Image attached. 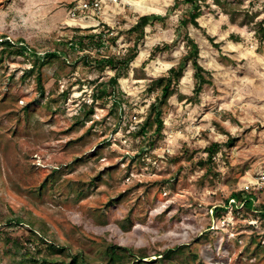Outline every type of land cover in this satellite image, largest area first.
<instances>
[{
	"label": "rangeland",
	"instance_id": "obj_1",
	"mask_svg": "<svg viewBox=\"0 0 264 264\" xmlns=\"http://www.w3.org/2000/svg\"><path fill=\"white\" fill-rule=\"evenodd\" d=\"M84 1L92 0H0V37L22 39L32 51L0 65V264L35 253L25 244L32 229L93 264L109 245L145 249L146 262L184 246L176 264H199L185 262L189 253L204 264H264V44L254 36L264 0H206L197 10L183 0H102L98 11L70 20ZM190 14L200 29L185 24ZM141 16L149 24L128 71L120 72L119 104L96 100L93 124L75 127L83 106L114 77L98 60L125 58L135 39L129 29ZM91 35L102 45L82 41ZM194 47L209 84L195 96L188 63L162 108V138L139 149L142 138L134 135L155 98L150 81ZM53 52L62 63L41 70V97L34 78L22 77L33 60ZM211 143L222 148L207 174L200 163ZM53 169L54 182L43 184ZM100 172L79 196L81 183ZM239 191L249 198L231 196ZM45 259L68 262L64 253Z\"/></svg>",
	"mask_w": 264,
	"mask_h": 264
},
{
	"label": "trees",
	"instance_id": "obj_2",
	"mask_svg": "<svg viewBox=\"0 0 264 264\" xmlns=\"http://www.w3.org/2000/svg\"><path fill=\"white\" fill-rule=\"evenodd\" d=\"M184 4L189 7L190 9L197 10L199 5L205 3L206 0H183ZM218 4V2H217ZM149 24V19L146 16L138 17L135 25L129 29L131 34L135 35V39L132 43V48H130L125 56V58L119 62L117 57L111 55L109 57H102L98 60L99 68L104 69L106 67H110L111 70L114 72L113 79L110 80L109 85L107 86L106 91L100 93V96L94 95L92 97V101L89 105H84L82 109V113L80 117H75L73 125L75 127L83 125L86 122H92L93 124V112H94V102L96 100L102 98H111L113 97L114 103L119 104L117 99V95L115 92L119 91V83L118 78L121 71H128L129 64L135 57V51L137 50V46L139 42L144 37V28ZM185 24H190L192 27L200 29L196 18L193 15H189L188 21ZM254 28V36L257 39L259 46H263L264 44V19L255 25ZM234 42H238V37H233ZM90 40L93 41L94 44L102 45V38L101 36L91 35L83 37L82 41L87 42ZM98 45V46H100ZM169 47L165 46L163 49L156 47L152 50V56L155 55L157 51L160 50H167ZM64 51L63 48L57 47L56 51ZM27 51L32 52L31 48L25 47L24 40L17 39L16 41H11L7 36L0 37V65L5 57L8 56H25ZM36 54V53H35ZM198 49L196 47L189 49V52L184 58L182 59L181 63L176 66L172 67L168 70L166 76L159 77L157 79L151 80L148 87L147 93L154 94V102L148 109L144 119L138 126V131L135 133V137L142 138L140 141L138 148L143 149L145 152L147 148L153 146V143L159 141L163 136V119H162V108L166 105L168 99L174 94V87L179 83L181 77L183 76L184 70L188 63L191 64L193 70V79L195 81V96H198L201 91L202 87L205 84H209V80L206 78L204 69L198 63ZM97 62V61H96ZM61 64L62 61L57 53H49L45 55L41 60L36 59L33 60L30 68L24 71L23 79L33 77L36 83V88L38 90V95L41 97L45 96V89L44 85L42 84V73L41 70L44 68H51L54 64ZM64 93V92H63ZM47 99H49L53 104L57 105V99L54 96L53 91H49L47 93ZM227 147H230L233 144V140H229L226 142ZM222 145L219 143H211L206 149H204V153L206 154V160L200 163L206 170L208 174L210 171L211 165L214 163L215 156L220 152ZM85 156V155H84ZM83 158L79 157V160ZM56 174H58L57 169H53L51 173L45 178L43 184H46L49 180H54ZM102 173L100 172L98 176L93 178L89 182L81 183L82 187L80 190L77 191L79 196H81L84 192V187L89 189V187L93 186L97 180L101 178ZM207 175H205L206 177ZM54 182V181H53ZM165 184L168 181H164ZM82 192V193H81ZM232 197L239 198L240 202L247 196L243 191L235 192L231 194ZM246 198H249L248 196ZM112 201L116 199H111ZM243 206L247 207L249 205V200L245 199L244 202L241 203ZM220 213L215 211V218H219ZM264 217V215H263ZM19 220L17 217L15 219L10 220V222H14ZM129 221V219H126ZM124 227V226H122ZM1 234V232H0ZM31 239H26L25 244H28L32 247L35 253L33 254H25L18 262V264H53L49 263L45 258L53 256L57 253L62 254L64 253L66 256V260L68 262H60L57 264H93L89 260L85 259L83 255H75L72 256L69 254L67 248H58L56 247L51 241H45V239L39 235V233L32 229L31 230ZM5 241L11 242L12 239L8 236V234H4ZM260 239L264 241V231L261 235H258ZM45 245V247H43ZM18 246V244H17ZM186 250L183 246L182 251ZM179 250H168L165 254H159L160 258L154 261L146 262L144 259L148 257L145 249H138L136 251L129 250L119 245H109L104 249L101 253V256L96 260V264H176L175 257L178 254H182L183 252H178ZM184 255V253H183ZM43 257L42 260L39 262L37 257ZM188 259L192 260H199V264H204L197 255L189 253L187 257H185V262H189Z\"/></svg>",
	"mask_w": 264,
	"mask_h": 264
},
{
	"label": "built area",
	"instance_id": "obj_3",
	"mask_svg": "<svg viewBox=\"0 0 264 264\" xmlns=\"http://www.w3.org/2000/svg\"><path fill=\"white\" fill-rule=\"evenodd\" d=\"M101 1L102 0L84 1L82 3L75 5L71 13H69V19L74 21L76 19V13L78 12L84 13V12L91 11L93 13L95 11H98L101 7ZM113 2H116V0H113ZM73 25L76 26L75 24ZM82 28H85V27H82Z\"/></svg>",
	"mask_w": 264,
	"mask_h": 264
},
{
	"label": "bare ground",
	"instance_id": "obj_4",
	"mask_svg": "<svg viewBox=\"0 0 264 264\" xmlns=\"http://www.w3.org/2000/svg\"><path fill=\"white\" fill-rule=\"evenodd\" d=\"M83 27H85V26H83Z\"/></svg>",
	"mask_w": 264,
	"mask_h": 264
}]
</instances>
